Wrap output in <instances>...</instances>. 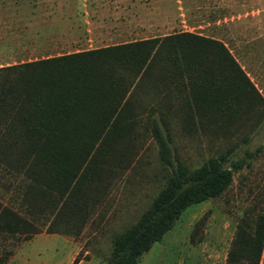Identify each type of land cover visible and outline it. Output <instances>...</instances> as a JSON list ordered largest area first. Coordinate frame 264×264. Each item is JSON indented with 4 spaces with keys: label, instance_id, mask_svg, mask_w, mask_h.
Listing matches in <instances>:
<instances>
[{
    "label": "trees",
    "instance_id": "16d2710c",
    "mask_svg": "<svg viewBox=\"0 0 264 264\" xmlns=\"http://www.w3.org/2000/svg\"><path fill=\"white\" fill-rule=\"evenodd\" d=\"M263 124L264 99L227 46L191 31L0 67V164L19 202L0 200V237L29 239L46 222L48 232L77 234L149 131L169 174L112 235L104 263L138 264L186 208L224 194L236 174L242 189L256 155H242V126ZM177 129L234 140L191 167L174 156ZM263 197L237 222L229 264H259Z\"/></svg>",
    "mask_w": 264,
    "mask_h": 264
},
{
    "label": "rangeland",
    "instance_id": "374dc122",
    "mask_svg": "<svg viewBox=\"0 0 264 264\" xmlns=\"http://www.w3.org/2000/svg\"><path fill=\"white\" fill-rule=\"evenodd\" d=\"M103 2L104 19L108 21L113 7L126 0ZM131 2L133 6L129 14L135 13L139 19L150 14L151 31L141 32L139 27L143 23L136 21L132 27L128 26L130 36H112L96 43L163 36L184 29L209 36L227 46L264 99V0ZM81 49L84 48L71 46L65 51ZM233 140L212 133L177 129L172 147L174 156L194 167ZM137 150L129 165L114 177L104 199L77 234L48 232L46 222L41 225V231L29 239H23V236L0 237V262L4 259V264H72L76 259L74 264H104L111 251L112 235L135 222L169 174L149 131L144 132ZM244 150L256 155L251 166L242 169V189L236 174L224 194L186 208L162 240L142 254L138 264H229L227 254L236 224L244 210L264 193V124L253 131L242 126V155ZM13 180V175L0 164V200L18 208L19 202H13L14 196L9 188ZM198 222L200 229L192 241L191 231ZM259 264H264V247Z\"/></svg>",
    "mask_w": 264,
    "mask_h": 264
},
{
    "label": "crops",
    "instance_id": "0c3cea01",
    "mask_svg": "<svg viewBox=\"0 0 264 264\" xmlns=\"http://www.w3.org/2000/svg\"><path fill=\"white\" fill-rule=\"evenodd\" d=\"M103 1L106 0H0V67L74 52L65 51L71 46L91 49L137 40L96 43L112 36H130L128 26L136 21L143 23L141 32L151 31L150 14L139 19L135 13H128L132 11L131 0L117 3L108 21L104 19Z\"/></svg>",
    "mask_w": 264,
    "mask_h": 264
}]
</instances>
